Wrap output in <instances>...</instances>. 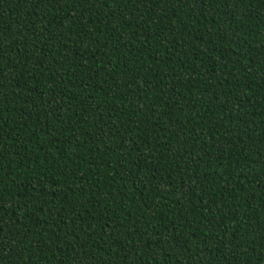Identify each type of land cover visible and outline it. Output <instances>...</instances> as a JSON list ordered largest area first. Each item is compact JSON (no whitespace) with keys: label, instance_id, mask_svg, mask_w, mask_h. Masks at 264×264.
<instances>
[{"label":"trees","instance_id":"16d2710c","mask_svg":"<svg viewBox=\"0 0 264 264\" xmlns=\"http://www.w3.org/2000/svg\"><path fill=\"white\" fill-rule=\"evenodd\" d=\"M0 264H264V0H0Z\"/></svg>","mask_w":264,"mask_h":264}]
</instances>
